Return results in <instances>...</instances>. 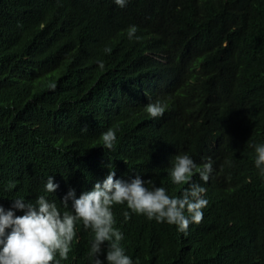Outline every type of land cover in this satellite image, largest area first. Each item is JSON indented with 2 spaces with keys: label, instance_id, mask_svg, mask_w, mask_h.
Instances as JSON below:
<instances>
[{
  "label": "trees",
  "instance_id": "16d2710c",
  "mask_svg": "<svg viewBox=\"0 0 264 264\" xmlns=\"http://www.w3.org/2000/svg\"><path fill=\"white\" fill-rule=\"evenodd\" d=\"M104 1V11L63 1L72 15L52 24L0 0V204L53 202L69 188L79 196L109 171L179 196L169 172L186 153L217 174L203 219L185 236L143 215L125 220L130 210L114 205L133 264H264V176L252 147L264 143V0ZM131 25L139 39L129 40ZM157 101L164 131L133 125ZM50 175L56 193L44 192ZM81 236L59 264H89L94 236Z\"/></svg>",
  "mask_w": 264,
  "mask_h": 264
},
{
  "label": "clouds",
  "instance_id": "9594fccd",
  "mask_svg": "<svg viewBox=\"0 0 264 264\" xmlns=\"http://www.w3.org/2000/svg\"><path fill=\"white\" fill-rule=\"evenodd\" d=\"M6 1L16 8L21 17L36 8L52 24L69 20L72 15L70 5L63 2L68 0ZM73 1L94 3L104 11L101 6L104 0ZM114 3L124 8L129 0H114ZM136 32L135 25L129 26V40L139 39ZM80 35H86V29ZM104 51L111 53L110 48ZM97 64L101 70L104 69L102 60ZM165 113L164 104L151 102L146 105L145 115H135L131 121L133 125L136 121L143 124L146 120L150 121L154 124L153 131L160 133L170 119ZM116 140L114 130L109 129L102 134L106 149H113ZM161 147L158 146L157 151ZM252 147L255 152L254 166L264 176V143ZM143 152L142 145L140 154H136L137 163ZM170 162L171 156L168 159ZM169 175L171 182L179 185L176 191L179 190L181 195L170 196L166 188L156 186L140 175L128 178L109 171L103 180L92 182L89 190L82 191L79 196L75 188H69L66 194H61L53 202L46 195H39L34 202L20 196L11 200L8 208L0 204V264H59L57 256L67 259L72 242L79 245L83 232L94 236L88 253L89 264H133L121 245L124 235L115 227L114 205H126L130 210L125 211V220L130 219L131 214L143 215L157 223L174 225L179 233L187 236L189 226L199 224L203 219V209L208 205L211 189L215 188L217 174L213 172L211 162H201L197 167L192 157L185 153L174 156ZM146 184H152V187H146ZM58 188L54 176H48L44 192L56 193ZM18 212L22 214L18 215ZM101 255L104 259L100 258Z\"/></svg>",
  "mask_w": 264,
  "mask_h": 264
}]
</instances>
